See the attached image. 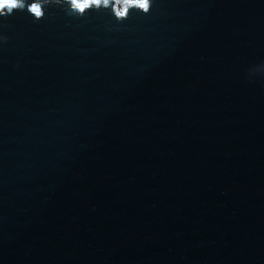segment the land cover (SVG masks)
Masks as SVG:
<instances>
[{
  "label": "water",
  "instance_id": "1",
  "mask_svg": "<svg viewBox=\"0 0 264 264\" xmlns=\"http://www.w3.org/2000/svg\"><path fill=\"white\" fill-rule=\"evenodd\" d=\"M116 8L0 16V264H264V0Z\"/></svg>",
  "mask_w": 264,
  "mask_h": 264
},
{
  "label": "clouds",
  "instance_id": "2",
  "mask_svg": "<svg viewBox=\"0 0 264 264\" xmlns=\"http://www.w3.org/2000/svg\"><path fill=\"white\" fill-rule=\"evenodd\" d=\"M67 4L71 12L84 15L91 8L108 7L111 0H0V16H7L14 13V10H25L34 14L36 19L45 16L46 8L52 4ZM117 8L115 15L118 19H125L133 7L147 13L151 9L152 0H115Z\"/></svg>",
  "mask_w": 264,
  "mask_h": 264
}]
</instances>
